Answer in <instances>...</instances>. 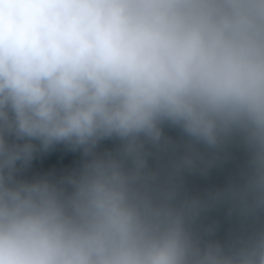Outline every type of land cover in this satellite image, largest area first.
I'll use <instances>...</instances> for the list:
<instances>
[{
    "label": "clouds",
    "instance_id": "9594fccd",
    "mask_svg": "<svg viewBox=\"0 0 264 264\" xmlns=\"http://www.w3.org/2000/svg\"><path fill=\"white\" fill-rule=\"evenodd\" d=\"M0 264H264V0H0Z\"/></svg>",
    "mask_w": 264,
    "mask_h": 264
},
{
    "label": "trees",
    "instance_id": "16d2710c",
    "mask_svg": "<svg viewBox=\"0 0 264 264\" xmlns=\"http://www.w3.org/2000/svg\"><path fill=\"white\" fill-rule=\"evenodd\" d=\"M53 159H55V156H53ZM78 160V154L74 153H64L63 154V162L67 163L69 165H74Z\"/></svg>",
    "mask_w": 264,
    "mask_h": 264
}]
</instances>
